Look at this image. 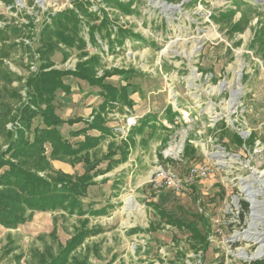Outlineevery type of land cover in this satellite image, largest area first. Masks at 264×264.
<instances>
[{
  "label": "rangeland",
  "instance_id": "374dc122",
  "mask_svg": "<svg viewBox=\"0 0 264 264\" xmlns=\"http://www.w3.org/2000/svg\"><path fill=\"white\" fill-rule=\"evenodd\" d=\"M74 1L0 0V29L27 25L28 17L34 18L33 28L6 43L20 44L4 60L18 81L0 82L11 110L29 99L23 86L41 64L36 50L43 25L50 23L51 15L73 9ZM86 1L90 11L99 12L101 22L110 21L112 39L115 31L127 32L125 42L111 51L107 39L100 37L106 35L103 31L96 34L98 44L90 43L88 20L80 16L86 49L59 46L69 56L64 61L63 53L55 50L51 69L75 71L83 52L88 58L99 56L97 78L104 71L128 73L130 92L135 90L130 95L132 108L109 111L107 127L115 137L97 148L102 157L111 142L117 149L115 158L127 150V161L98 177L82 199L85 207L101 208L105 215L35 212L15 229L0 225V264H29L47 247L57 253L58 244L76 236L85 221L97 234L87 238L78 252L88 253L92 264L263 262L264 234H259L264 233V0H119L132 2L131 13H124L115 1ZM122 79L114 76L105 82L120 88L125 85ZM65 82L72 86L71 94L56 93L55 113L64 120H89L100 89L73 77ZM168 105L178 128L162 117ZM148 113L158 116V129L134 134ZM7 128L13 129L12 123ZM69 130L68 125L61 128L65 135ZM5 148L0 133V149ZM101 163V167L107 164ZM196 166L208 169L210 175L195 178L181 193L153 187L151 180L159 169L184 182ZM79 167H74L76 174L83 173ZM243 203L250 205L245 221L239 215ZM161 210L184 226L194 225L202 232L208 228L209 246L199 250L190 232L167 224ZM133 228L143 231L132 234ZM257 255L253 262L246 259Z\"/></svg>",
  "mask_w": 264,
  "mask_h": 264
},
{
  "label": "trees",
  "instance_id": "16d2710c",
  "mask_svg": "<svg viewBox=\"0 0 264 264\" xmlns=\"http://www.w3.org/2000/svg\"><path fill=\"white\" fill-rule=\"evenodd\" d=\"M103 1L108 3L115 1L124 13H131V1ZM165 1L178 3L182 0ZM74 6L73 9L51 15L50 23L43 25L39 34V48L36 50L41 64L36 69V74L23 86L29 99L26 101L22 99V106L16 111L12 109L17 113L16 117L13 116L14 112L7 106L3 99L4 95L0 91V133L6 141V148L0 149V225L7 229H15L30 221L35 212H63L68 216L79 217L105 215L106 210L92 206L85 207L82 199L88 196L91 187L97 185L98 182L95 181L97 177L106 175L127 161V150L118 160H115L117 149H114V144L111 142H109L108 153L102 157L98 156L97 148L115 137L113 130L107 127L109 111L117 107L118 111H122L125 106L132 108L133 101L130 95L135 90L130 92L129 79H125L128 73L118 70L104 71V76L97 78L99 56L94 55L88 58V54L83 52L80 57L81 62L75 71L51 69L55 65L51 60L55 50L63 53L64 61L69 56V53L59 46L68 49L79 48L81 51L86 49L87 42L80 35L85 22L80 16L88 20L86 25L89 27V40L92 44H98L96 34H102L105 31L106 35L100 37H105L109 49L115 51L117 46H122L128 36L126 31L119 30V32L115 31L116 35L112 39L113 29L112 26L110 28V21L104 19L101 22L99 12L90 11L87 1L75 0ZM28 19L27 25H12L0 29V82L2 83L12 85L14 81H18L4 66V60L9 59L11 50L16 49L20 44L14 42L7 46L6 43L12 38L14 40L21 38L26 31L34 27V18L29 16ZM84 58L87 59L83 60ZM114 76L123 78L122 82L125 85L117 88L105 82L107 78ZM67 77L85 81L92 88L100 89L98 95L102 103L93 110L89 120H64L55 113L53 101L56 93L61 91L65 95L71 94V85L65 82ZM173 113L172 107L168 105L162 117L172 128H178ZM178 116L180 115L177 113L176 117ZM158 119L157 115L148 113L132 132L143 134L149 128L154 132L158 129L157 121H160ZM10 123L13 129L7 128ZM78 123H82L83 127L70 130L68 135L61 131L64 125L73 127ZM159 127L169 130L163 124H159ZM93 131H97L99 135L90 134ZM80 137L83 139H79ZM104 160L107 165L102 168L101 162ZM53 161H62L71 165L83 164L84 173L69 175L57 171L52 165ZM156 207L159 206L156 205ZM247 211L248 205L244 204V212ZM160 213L167 224L188 230L191 237H194V241L192 238L190 240L195 246H200L199 250L209 246L208 228L202 232L194 225L184 226L182 222L172 219L171 215L163 210ZM87 224L88 221H85L76 236L65 245L58 244L57 253L53 252V248L47 247L44 252L35 254L37 259L29 264H92L88 253L78 252L87 238L97 234L89 230ZM137 229H132L130 233L143 231ZM255 264H264V261Z\"/></svg>",
  "mask_w": 264,
  "mask_h": 264
},
{
  "label": "built area",
  "instance_id": "2783aa9c",
  "mask_svg": "<svg viewBox=\"0 0 264 264\" xmlns=\"http://www.w3.org/2000/svg\"><path fill=\"white\" fill-rule=\"evenodd\" d=\"M207 170L208 169H206V168H202V167H198V166L193 167L189 173L190 178L183 182L180 178L173 175L169 171L159 169L155 173V177L152 178L151 182L153 183V187L155 188V190L165 189V190L172 191L174 193H181L184 190V185L191 183L195 178L205 179L206 177H208L210 174ZM244 204L248 205V211L247 212H244ZM243 213H244V216H242ZM249 213H250V205L248 203H243L242 204V212L239 214L240 219L242 221H245V219ZM243 252L246 253L245 255L248 254L245 250Z\"/></svg>",
  "mask_w": 264,
  "mask_h": 264
},
{
  "label": "crops",
  "instance_id": "0c3cea01",
  "mask_svg": "<svg viewBox=\"0 0 264 264\" xmlns=\"http://www.w3.org/2000/svg\"><path fill=\"white\" fill-rule=\"evenodd\" d=\"M91 87V86H90ZM71 89H72V86H71ZM91 89H92V87H91ZM102 103V99L99 97V101L97 102V105H95L94 107H92L91 109H92V112H93V110L94 109H96L100 104ZM110 123V122H109ZM108 123V124H109ZM83 126L81 125V123H80V126H78V127H75V128H73V127H70L69 126V129L70 130H78V129H80V128H82ZM69 130V131H70ZM90 134H92V135H99V133L97 132V131H93V132H91ZM83 139V138H82ZM117 159H119V158H115V160H117ZM123 164H126V163H123ZM52 165H53V167H54V169L55 170H57V171H61V172H63V173H65V174H69V175H82L83 173H84V168H83V164H78L80 167H79V169L80 168H82V170H83V173L82 174H76L77 173V170H74V167H76V166H78V165H76V166H72L71 164L69 165L68 163H63V162H60V161H53L52 162ZM107 165V164H106ZM120 166H122V164H120V165H118L114 170H112L111 172H109V174L110 173H112V172H114L118 167H120ZM106 166H102V168H105ZM125 168H126V166H125ZM124 168V169H125ZM127 169V168H126ZM108 174V173H107ZM106 174V175H107ZM101 176H105V175H101ZM100 177V176H99ZM98 178V177H97ZM96 178V179H97ZM96 179H95V181H96ZM91 189V188H90ZM90 189H89V191H90ZM134 229V228H133ZM132 230V229H131Z\"/></svg>",
  "mask_w": 264,
  "mask_h": 264
},
{
  "label": "bare ground",
  "instance_id": "6f19581e",
  "mask_svg": "<svg viewBox=\"0 0 264 264\" xmlns=\"http://www.w3.org/2000/svg\"><path fill=\"white\" fill-rule=\"evenodd\" d=\"M172 9V8H171ZM264 233H260L259 235H263ZM259 255H262V253H260ZM258 258V255H257V257L256 256H254V257H250V258H246V259H248V260H255V259H257Z\"/></svg>",
  "mask_w": 264,
  "mask_h": 264
}]
</instances>
